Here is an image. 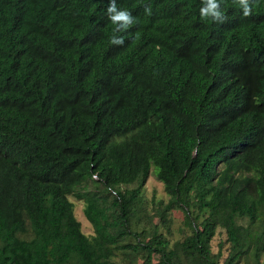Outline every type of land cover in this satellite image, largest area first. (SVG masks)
I'll return each instance as SVG.
<instances>
[{
  "label": "trees",
  "instance_id": "trees-1",
  "mask_svg": "<svg viewBox=\"0 0 264 264\" xmlns=\"http://www.w3.org/2000/svg\"><path fill=\"white\" fill-rule=\"evenodd\" d=\"M117 5L122 46L107 0H0V264H264V0Z\"/></svg>",
  "mask_w": 264,
  "mask_h": 264
},
{
  "label": "rangeland",
  "instance_id": "rangeland-1",
  "mask_svg": "<svg viewBox=\"0 0 264 264\" xmlns=\"http://www.w3.org/2000/svg\"><path fill=\"white\" fill-rule=\"evenodd\" d=\"M155 168H153V173L149 175L145 185H144V195L145 198L148 201L149 207H153V202H160L163 201V203H168L170 197L167 195L163 183H161L156 177H155ZM71 201L75 204V215L77 219L82 224L83 232L88 235L92 236L94 234V229L91 223L87 220L84 214V202L79 201L76 198L71 197ZM151 211V210H150ZM152 212V211H151ZM172 225L170 227V231L164 230V233L170 240L174 243L180 240H183L188 234L189 230L184 224L185 218L182 211L176 210L172 212ZM153 227L161 226L163 223L162 215L161 214H150V220ZM227 235L224 230H219L218 234L216 235L215 239L212 242V248L215 253H218L220 249L225 252V254L228 253V247L229 244L226 243ZM221 243H223L222 248L220 247ZM159 257H156L158 259ZM138 263L140 261L138 260Z\"/></svg>",
  "mask_w": 264,
  "mask_h": 264
},
{
  "label": "clouds",
  "instance_id": "clouds-1",
  "mask_svg": "<svg viewBox=\"0 0 264 264\" xmlns=\"http://www.w3.org/2000/svg\"><path fill=\"white\" fill-rule=\"evenodd\" d=\"M258 2V0H257ZM233 3L238 4L242 9L245 17L250 16L252 13V0H233ZM202 6L199 9V14L202 20H212L216 23H224L226 16L222 11V0H201ZM151 7H146L145 12L151 15ZM106 15L108 20L115 26L113 29V35L109 38V42L112 45L122 46L125 40L118 33L127 30L136 23V18L125 10L121 9L117 5V0H107Z\"/></svg>",
  "mask_w": 264,
  "mask_h": 264
}]
</instances>
